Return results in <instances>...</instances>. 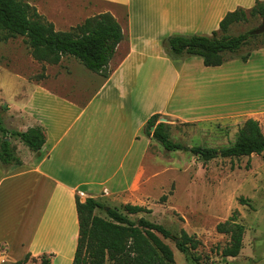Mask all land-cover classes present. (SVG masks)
Returning <instances> with one entry per match:
<instances>
[{
  "label": "crops",
  "instance_id": "1",
  "mask_svg": "<svg viewBox=\"0 0 264 264\" xmlns=\"http://www.w3.org/2000/svg\"><path fill=\"white\" fill-rule=\"evenodd\" d=\"M97 1L119 9L109 13L125 35L109 77L90 71L95 90L81 102L30 82L29 94L15 97L21 105L8 103L1 112L9 129L44 128L46 143L35 153L12 140L22 164L0 163V264H17L28 254L72 264L77 197L126 210L145 206L161 167L159 142L146 132L154 115L169 125L242 126L254 119L264 133V48L251 51L247 62L233 58L207 67L198 56H173L168 44L175 36H211L228 13L264 0Z\"/></svg>",
  "mask_w": 264,
  "mask_h": 264
},
{
  "label": "rangeland",
  "instance_id": "2",
  "mask_svg": "<svg viewBox=\"0 0 264 264\" xmlns=\"http://www.w3.org/2000/svg\"><path fill=\"white\" fill-rule=\"evenodd\" d=\"M26 1L61 32L70 31L101 13L119 10L97 0ZM263 23L264 16L249 15L246 22L233 25L227 35L246 34ZM4 34L0 33V113L6 111L8 103L16 109L21 105V100L15 97L28 95L30 82L42 83L77 102L88 99L95 90L94 77L83 65L78 67L81 64L78 60L71 64L72 59L65 57L67 62L58 65L40 63L32 57L26 38L19 36L4 41ZM263 47L264 38L259 36L252 39L240 55ZM171 127L174 142L189 149L221 150L234 145L237 127L241 126L229 122L172 124ZM157 145L155 157L161 167L152 189L148 191L145 206L141 209L132 206L127 210L113 202H105V206L119 208L134 221L144 218L162 225L179 236L192 262L187 261L173 240L164 239L173 250L177 264H264V153L233 159L219 156L204 162L190 151L165 153L164 147L160 143ZM241 199L246 200L245 203ZM235 212L238 213V221L246 228L243 250L237 258H224L223 250L230 244L226 222ZM97 214L106 217L104 211ZM25 264L39 262L29 260Z\"/></svg>",
  "mask_w": 264,
  "mask_h": 264
},
{
  "label": "trees",
  "instance_id": "3",
  "mask_svg": "<svg viewBox=\"0 0 264 264\" xmlns=\"http://www.w3.org/2000/svg\"><path fill=\"white\" fill-rule=\"evenodd\" d=\"M264 16V2H257L250 9H238L228 13L220 23L218 31L211 36H175L168 40L173 56H198L203 58L207 67H218L233 58L247 62L251 53L240 55L250 44L254 31L238 36L227 35L229 29L238 23L246 22L248 16ZM3 40L17 37L26 38L32 57L40 62L58 65L65 57L77 59L89 71L108 78L110 62L125 35L121 24L109 13H102L86 19L61 32L53 23L46 21L26 0H0V33ZM264 48V47H263ZM256 50V49H254ZM253 51V50H252ZM160 116L154 115L148 120L146 132L157 140L166 151H190L204 162L222 158H242L264 153V133L261 125L254 119H248L239 128L237 139L230 148L216 150L212 148H188L174 142L171 137V125L158 123ZM154 132H151L152 128ZM12 140H19L30 150L38 153L46 143V131L42 127L17 131L5 126L0 113V163L5 167L21 165L17 149ZM242 203L246 200L241 199ZM79 219V237L72 264H177L171 247L164 239L175 242L177 249L192 262L184 242L162 225L147 219L132 220L119 208H107L94 198L81 202L76 198ZM123 209V207L121 208ZM106 212L102 217L97 212ZM230 233V244L223 250L224 258H237L243 250L246 228L238 221V213L226 222ZM53 254L33 257L28 254L17 264L29 260L39 264H53Z\"/></svg>",
  "mask_w": 264,
  "mask_h": 264
},
{
  "label": "water",
  "instance_id": "4",
  "mask_svg": "<svg viewBox=\"0 0 264 264\" xmlns=\"http://www.w3.org/2000/svg\"><path fill=\"white\" fill-rule=\"evenodd\" d=\"M253 34H255V35H262V34H264V23H263V25L261 27H259L258 29L254 30ZM154 130H155V128L153 127L151 129V132H154Z\"/></svg>",
  "mask_w": 264,
  "mask_h": 264
}]
</instances>
